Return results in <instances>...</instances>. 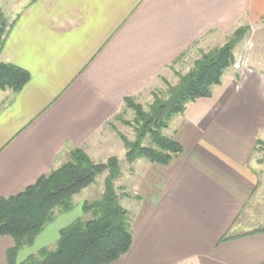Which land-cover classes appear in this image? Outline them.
Masks as SVG:
<instances>
[{"label":"crops","instance_id":"0c3cea01","mask_svg":"<svg viewBox=\"0 0 264 264\" xmlns=\"http://www.w3.org/2000/svg\"><path fill=\"white\" fill-rule=\"evenodd\" d=\"M0 11L12 16L0 63L29 75L19 91L0 90V198L20 194L75 148L96 161L124 98L158 88L193 48L240 23L256 33L264 23V0H0ZM263 60L248 58L237 78L224 76L176 117L170 137L181 152L169 163L129 165L135 206L122 207L132 244L109 264H264V225H255L264 180L251 160L264 140ZM72 218L47 225L16 263L56 244ZM12 246L0 236V264Z\"/></svg>","mask_w":264,"mask_h":264},{"label":"trees","instance_id":"16d2710c","mask_svg":"<svg viewBox=\"0 0 264 264\" xmlns=\"http://www.w3.org/2000/svg\"><path fill=\"white\" fill-rule=\"evenodd\" d=\"M5 26L0 13V49L6 36ZM245 31V28L238 29L223 45L201 53L192 68L178 76L176 84L165 82L166 90L161 94L159 91L153 93L147 111L132 97L124 98L123 104L134 114L135 140L129 142L121 136L128 164L143 159L164 165L181 152L180 145L163 131L172 119L184 114L189 104L212 96L213 89L221 84L224 72L233 65L232 50ZM28 79L29 75L23 69L0 63V90L9 89L15 93ZM261 143L258 141L257 145ZM70 157L69 162L52 169L20 194L0 198V236H9L13 240V246L6 252L8 264H109L130 248V217L119 204L114 187L120 175L117 159L111 157L106 163L95 164L79 148L71 150ZM103 171H107V176L101 197L97 201L84 202L81 208L82 214H89L91 218L77 219L61 229L52 250L41 249L16 263L18 251L32 245L44 225L52 220L54 210L72 209V197L91 185Z\"/></svg>","mask_w":264,"mask_h":264},{"label":"rangeland","instance_id":"374dc122","mask_svg":"<svg viewBox=\"0 0 264 264\" xmlns=\"http://www.w3.org/2000/svg\"><path fill=\"white\" fill-rule=\"evenodd\" d=\"M0 13L4 17L5 24H6L4 33L5 32L7 33L8 32L7 29H8V27L11 26V23H12L11 22L12 16H8V15H6V13L3 14V12H1V11H0ZM242 28L246 29V31L244 32L243 38L241 41H239L234 46V48L232 50L233 57H234V63L231 67H229L224 72L223 77L224 76H226V77L238 76L240 69H242L248 65V58H250L251 61H254V63L261 61L262 58H264V23L261 27H259L260 29H259L258 33L253 32L251 30L250 26H247L246 23H240V25H238L237 27L226 32L221 38H217L216 41L207 44L205 47H202L201 49L193 48L190 52H188V54H186L182 58L178 59L168 69H166L164 71L162 76L159 77V80L156 82V86H158V88L153 89L151 91L144 92L141 95L140 99L133 98L134 102L137 104H140L142 109L147 111L149 105L153 101V95H154L153 93H156L157 91H159L161 94L166 90L165 82L169 83L171 85L176 84L178 81V76L186 74L192 68L194 61L200 58L201 53H206L209 50H212L216 47L223 45L233 35V33L236 30L242 29ZM262 65H264V62H262ZM133 118H134L133 111L128 109L127 107H125V105L123 104V106L119 110V112L107 124L108 131L110 132V140H109L107 146L102 151L104 153L101 152L100 158H96V161L92 160L81 149L91 159V161L95 164L106 163L107 160L111 157H114L117 159L119 166H120V175L115 180L114 187H115L116 194L119 197V204L125 208H128V209L134 208L135 203H133V200H131V198H133V197H131L130 193L127 190V188H128L127 179H128L129 172H130V168H129L130 164H128L126 162V158H125L126 149H125V145H124V142H123L121 136L126 138V140H128L129 142H133L135 140V133L133 131ZM174 120H176V117L171 120L169 127L163 131L164 135L170 136V134H171L170 133V125H172L174 123ZM259 141H261V140H259ZM144 144L147 145L148 142L145 141ZM70 152L61 165H64L65 163L70 161V158H71ZM252 159H253V161L255 160L256 163H258L259 168H260L259 173L262 176V179L264 180V177H263L264 176V140L262 141V143L260 145L256 146V153L252 156L251 160ZM60 166H58L56 168H59ZM106 176H107V171H103L102 173L98 174L95 177V181L91 185L82 189L78 194L74 195L71 199L72 209H70L69 211L62 212V211H59L58 209L54 210L52 220L49 223H47L46 225H44L42 230L47 225L51 224L57 217H60V216H62L64 218H66V216L67 217L71 216V217H73L72 219H74L75 216L78 215V218H76L75 220L80 219V218L82 220L90 219L91 217L89 214H82V211H81L82 205L84 202L97 201L101 197V195L103 193V189H104V180H105ZM259 192L264 195V186L263 185L259 189ZM260 193H258V194H260ZM255 197H257V195ZM263 203H264V201H263ZM263 203H260V205H257L255 210L257 212L258 211L260 212L257 214H261L264 211V204ZM128 214H129V211H128ZM261 215L264 216V214H261ZM255 225L256 226H260V225L263 226L264 225V217H262L261 219H258V221L256 222ZM55 245L56 244H53L51 246H48L49 248L46 247L43 249L52 250L55 247ZM31 246L23 247L22 250H25V251H22L23 254L26 253V250H30Z\"/></svg>","mask_w":264,"mask_h":264}]
</instances>
